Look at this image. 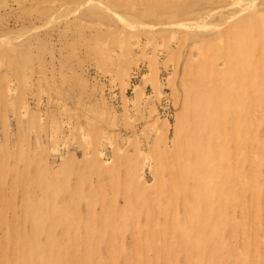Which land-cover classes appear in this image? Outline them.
Returning <instances> with one entry per match:
<instances>
[{"label":"rangeland","instance_id":"obj_1","mask_svg":"<svg viewBox=\"0 0 264 264\" xmlns=\"http://www.w3.org/2000/svg\"><path fill=\"white\" fill-rule=\"evenodd\" d=\"M263 30L264 0H0V264H189L196 250L169 235L193 226L195 206L210 219L196 159L210 139L213 166L237 170L222 183L234 195L212 207L228 264H264V78L248 82L264 77ZM228 74L238 117L233 97L225 117L195 123L192 108L207 111L196 79ZM210 229L190 231L217 241Z\"/></svg>","mask_w":264,"mask_h":264},{"label":"bare ground","instance_id":"obj_2","mask_svg":"<svg viewBox=\"0 0 264 264\" xmlns=\"http://www.w3.org/2000/svg\"><path fill=\"white\" fill-rule=\"evenodd\" d=\"M251 14V13H250ZM259 14V13H258ZM256 15V14H255ZM261 18H262V16H261ZM262 21H263V19H261ZM244 26L245 25H242L241 26V24L240 25H238V28H241V30L242 29H244ZM232 27V26H231ZM237 28V27H236ZM235 28V29H236ZM237 28V29H238ZM236 29V30H237ZM263 29V28H262ZM230 30V29H229ZM236 30H234L233 29V31H236ZM239 31V29L237 30V31H239L240 33L242 32V31ZM245 30V29H244ZM247 30H245V32H246ZM264 31V30H263ZM238 32V33H239ZM232 33V32H231ZM229 34V36L230 35H233V34ZM236 33V32H235ZM239 33V34H240ZM243 33V32H242ZM244 35V34H243ZM246 35H247V33H246ZM225 36V35H224ZM227 37V36H226ZM247 37V36H246ZM240 38H241V35H233V36H230V37H228V39H226L225 40V42H224V44L227 42L228 43V45H229V43H231V45H230V51H236L237 49H236V44H238V40H240ZM224 39V38H223ZM216 42V41H215ZM12 43V42H11ZM223 44V43H222ZM224 44H223V46H224ZM6 48V47H5ZM216 51H217V49H216ZM228 51V49L225 51V52H227ZM218 52V51H217ZM215 53V52H214ZM219 53V52H218ZM206 54V53H205ZM204 54V55H205ZM224 55H225V53H224ZM246 52H244V54H242V55H239V58H240V60H242V58H245L246 57ZM212 56V55H211ZM210 56V57H211ZM227 54H226V59H225V63H226V65H228L229 63L228 62H231L232 60H236L238 57H234V58H227ZM223 57V56H222ZM205 58H206V56H205ZM217 58V57H216ZM201 59V58H200ZM202 59H204V58H202ZM191 60V59H190ZM207 60V59H206ZM209 60V59H208ZM208 60H207V63H208ZM214 60H216L217 61V59H214ZM198 61V60H197ZM201 61V60H200ZM224 61V60H223ZM194 62V61H193ZM212 62H214V61H211V64H213ZM210 63V62H209ZM208 63V64H209ZM216 64V63H215ZM239 64H240V62H239ZM242 65H244V66H246L247 67V69H252L253 67H252V65H251V63L250 62H248L247 61V58L246 59H244L243 61H242ZM261 65H263V64H261ZM201 66V65H200ZM209 66V65H208ZM215 66H217V64L215 65ZM223 67H225V65L223 66ZM237 67H239V66H236L235 68H237ZM211 68V67H210ZM216 68V67H215ZM217 68H218V66H217ZM216 68V70L218 71L219 69H217ZM234 68V69H235ZM209 69V68H208ZM222 69V68H221ZM263 70V69H262ZM221 71V70H220ZM207 73H208V71H207ZM216 73H218V72H216ZM246 73V72H245ZM249 73H250V71H249ZM210 74V73H209ZM192 75V74H191ZM209 76V75H208ZM218 76V75H217ZM232 76V74H228V75H223V76H218L217 77V79L215 80V81H211L210 79L211 78H208L207 76H205L204 78H202V79H196V81H198V80H200L199 81V83H198V87L201 89L202 88V90L204 91V95H203V99H204V102H203V105L204 106H206V109H207V111H206V115H200V110L199 111H197L196 110V107H193L192 108V111H194L193 112V118L195 119V123H198L199 122V120L202 118V117H204V116H207V117H209V119L210 120H212L213 118H216V115H220V117H222V116H224L225 117V113L224 112H221V111H226L227 112V108L225 107V104H226V102H228V101H230L231 100V98H233V97H235V100L237 101H235L234 103H233V106L230 108V112L232 113V116L233 117H235V118H237L238 117V115H239V108L241 107V104H242V102H241V100L239 99V97H237L236 96V91H238L239 90V87H240V82L238 83V82H235V83H233V82H231L230 83V85H228L227 84V82L226 83H224L225 82V80L224 79H227L228 77V83L231 81V77ZM249 76H250V79L248 80V82L250 81L251 83H253V84H256V83H258V82H260L261 81V79H263L264 77H261V74L259 75V74H257V72H252L251 73V75L249 74ZM264 76V75H263ZM261 77V78H260ZM191 78H192V76H191ZM190 78V79H191ZM237 78H239V77H237ZM193 79L194 78H192V81H193ZM213 79V78H212ZM233 79V78H232ZM236 79V78H235ZM240 80H241V76H240V78H239ZM195 80V79H194ZM238 80V79H237ZM186 82H188V81H186ZM242 82V81H241ZM244 82H246V80H243V83ZM190 83V82H189ZM192 85H193V83H191ZM223 84H226V88L229 90V93L227 92L225 95H223L222 96V98H218V96H216V92H215V85H217L218 87L219 86H222ZM188 85V84H187ZM184 86H186V85H184ZM238 86V87H237ZM256 87L258 86V85H255ZM188 87V86H187ZM237 87V88H236ZM190 88H191V85H190ZM190 88H189V90H190ZM254 89H257V88H254ZM253 89V90H254ZM187 90V89H186ZM188 90V91H189ZM189 93H190V91H189ZM258 93V92H257ZM255 94H256V91H255ZM191 96V95H190ZM195 97H196V95H195ZM247 98V97H246ZM258 102V101H257ZM257 104V103H256ZM193 105V104H192ZM191 105V106H192ZM262 104L260 103V101H259V104L258 105H256V112H257V114L258 113H261L262 112ZM264 109V108H263ZM190 111H191V108L189 109ZM261 111V112H260ZM188 113H191V112H189L188 111ZM249 116V115H248ZM248 118V117H247ZM224 122V121H223ZM234 122V121H233ZM242 124H243V122L241 121V122H238L235 126H236V128L237 127H239V126H242ZM186 129V128H185ZM179 133V132H178ZM208 133V132H207ZM239 130H238V132H233V134L232 135H234L235 136V139L232 141V143H234V141L235 142H239V140H240V137L238 136L239 134ZM188 134V133H187ZM207 135V134H206ZM214 137L216 136L215 135V133H214V135H213ZM220 136V135H219ZM225 136V135H224ZM207 138H208V136H207ZM234 138V137H233ZM219 141V139H217V141L216 142H218ZM223 141H224V139H223ZM216 142H213L211 139L209 140V143H210V145H209V143L208 144H206V145H208V146H205V147H198V150L196 151V159L199 161V162H201L202 164H204V166H202V171H204V173L203 174H201L200 173V178L205 182L204 183V191H205V193L207 194V196H206V199L207 200H209L208 202H209V206H211V208H210V210L208 209V213H209V217H210V219H208L207 220V224H202L201 223V225L199 224V222L200 221H202V220H200L199 221V215H200V213H201V211L199 210V207H197V206H195V208H194V212H193V217H192V220L190 221V223H188V224H191V225H193V226H191V227H185V225L184 226H180V224L178 225V224H176L177 226H178V229L176 230V232L174 233V236H172V235H169V237H171L170 239H169V241L170 242H174V239H175V237L177 238V239H179V241H180V245H182V248H186V249H188L189 250V248L191 247V249L192 248H194L195 250H196V256L195 257H191L189 260V264H208L209 262H211V263H213V264H222V263H224V264H228L230 261H229V257L231 256V254H229L230 252L232 253V251H230L231 249H229V253H228V250H227V252H226V249H227V247H226V244L225 243H223L222 242V240L224 239L225 240V236H223V235H221V232H222V229H219L218 227H217V225H216V222L218 221H216V222H214L213 223V221H215L216 220V218H220L222 215H215V216H212L213 214H214V212H213V209H212V207H217L216 206V204H218V202L219 201H221L222 199H224V194L226 193V191H228V193L227 194H230L232 191H234V190H232V191H230V190H228V189H225L224 187L225 186H222V183L223 182H225V181H228L229 180V173L233 176V177H235V178H237V174H235L236 173V171L237 170H235L234 171V167H233V171L231 172H229V171H227L226 169H223L224 167H222V166H220L219 164L216 166V168L213 166L214 165V163L213 162H210V159L213 157V154L212 155H210L211 153H214V146H216L217 144H216ZM235 144V143H234ZM239 144V143H238ZM236 145V144H235ZM235 145H233V146H235ZM250 146V145H249ZM186 147V146H185ZM232 147V146H231ZM236 147H239V146H237L236 145ZM203 148H205L206 149V152H204L205 154H203V152H202V150H203ZM249 148V147H248ZM218 149H219V146H218ZM228 149H229V147H228ZM172 150V149H171ZM179 151H180V149H178ZM230 150V149H229ZM238 151L239 150H237L236 152H237V154H238ZM241 152V151H240ZM206 153L207 154H209L210 155V158H206V159H203V157L204 156H206ZM234 153V152H233ZM178 154V153H177ZM180 154V153H179ZM235 154V153H234ZM233 154V155H234ZM237 154H235L234 156H232V160L231 161H233V163H236V161L238 160V158H239V155H237ZM185 156H186V151H185ZM184 156V157H185ZM256 157V156H255ZM218 158H219V156H218ZM240 158H241V155H240ZM251 158H254V157H251ZM181 159V158H180ZM256 159V158H255ZM241 161V160H240ZM219 162V161H218ZM239 162V161H238ZM258 162H259V160H258ZM188 163V162H187ZM187 163H185V164H187ZM227 164V163H226ZM239 164V163H238ZM259 164V163H258ZM256 165V164H255ZM237 166H239V165H237ZM5 167H6V165H5ZM17 166H15V168H16ZM190 167V165L188 166V168ZM214 167V168H213ZM254 168V167H253ZM258 168H259V166H258ZM190 169V168H189ZM236 169H238V168H236ZM254 170V169H253ZM6 171V170H5ZM184 172H185V170H184ZM183 172V174L186 176V174L188 175V174H193L191 171H186V173H184ZM234 172V173H233ZM238 172H240V171H238ZM253 172V171H252ZM257 172V171H256ZM1 173V172H0ZM182 174V175H183ZM260 175H262V173L260 174ZM255 177V175L254 174H252L251 175V177ZM5 177V176H4ZM252 177V178H253ZM261 178H262V176H261ZM261 178H259V179H261ZM239 179V178H238ZM243 180H244V178H242ZM256 179V178H255ZM174 180V179H173ZM5 181V180H4ZM175 181V180H174ZM138 182H139V179H138ZM229 182V181H228ZM213 183H215L214 185H213ZM243 183H241V185H242ZM245 184H246V182H245ZM244 184V185H245ZM143 185V184H142ZM247 185V184H246ZM145 186V185H144ZM143 186V187H144ZM172 186H173V182H172ZM174 186H177V185H175V183H174ZM232 186V185H231ZM257 186V185H256ZM146 187V186H145ZM233 187V186H232ZM173 188V187H172ZM181 188V187H180ZM230 188V187H229ZM242 188H243V186H242ZM255 188V187H254ZM182 189V188H181ZM246 189V188H245ZM26 190V189H25ZM176 190H177V192H178V187L176 188ZM188 190V189H187ZM195 190V189H194ZM264 190V189H263ZM193 191V190H192ZM174 192V191H173ZM188 192V191H187ZM191 193H193V192H191ZM234 193H235V191L233 192V195H234ZM259 193V192H258ZM261 193V192H260ZM226 194V195H227ZM245 194V193H244ZM256 194V193H255ZM195 197V199H194V201H196V204H199V201H198V199H199V197L200 196H198L199 194L195 191V193L193 194ZM241 195H243V193L241 194ZM249 196V195H248ZM252 196H253V194H252ZM153 197V196H152ZM231 197H233V196H231ZM257 197V196H256ZM139 198V197H138ZM142 198V197H141ZM245 198V197H244ZM228 199V198H227ZM226 199V200H227ZM233 199V198H232ZM232 199H230V201L231 202H233V200ZM235 199V198H234ZM254 199H256L255 198V196H254ZM254 199H253V201H254ZM223 201H225V199L223 200ZM223 201H221V202H223ZM229 201V204L231 203ZM256 201V200H255ZM254 201V202H255ZM263 201H264V199H263ZM262 201V202H263ZM144 202V201H143ZM155 202V201H154ZM158 202V201H157ZM187 202V201H186ZM227 202V201H226ZM241 202V201H240ZM257 202V201H256ZM139 203H140V201H139ZM152 203V202H151ZM188 203H189V201H188ZM220 203V202H219ZM225 203V202H224ZM236 203V202H235ZM251 203H252V201H251ZM264 203V202H263ZM155 204V203H154ZM153 204V205H154ZM228 203H226V205H227ZM234 204V203H233ZM259 204V203H258ZM156 205H160L161 206V204H156ZM185 205V204H184ZM191 205V204H190ZM195 205V204H194ZM215 205V206H214ZM224 205V204H223ZM238 206H239V203L237 204ZM254 205V207H255V204H253ZM208 206V205H207ZM228 206H230V205H228ZM185 207V206H184ZM193 207V206H192ZM224 207V206H223ZM227 207V206H226ZM231 207V206H230ZM257 207V206H256ZM207 208H209V207H207ZM236 209V208H235ZM186 210V209H185ZM233 210V209H232ZM240 210V209H239ZM256 210V209H255ZM190 211V210H189ZM215 211V210H214ZM226 211V210H225ZM241 211V210H240ZM242 211H243V209H242ZM174 211H172V213H173ZM260 212V211H259ZM149 213H150V211H149ZM203 213V212H202ZM241 213H243V212H241ZM153 214V213H152ZM152 214H150L149 216L150 217H152ZM190 214V213H189ZM234 214H235V212H234ZM256 214H258L257 212H256ZM171 215H173V214H171ZM177 215L178 214H176V217H177ZM187 215V214H186ZM223 215H225V214H223ZM241 215H243V214H241ZM254 215V214H253ZM154 216H156V215H154ZM174 216V215H173ZM256 216V215H255ZM243 217V216H242ZM257 217V216H256ZM255 217V219H257ZM172 218V217H171ZM187 218V217H186ZM224 218H225V221H226V217L224 216ZM231 218V217H230ZM237 218H239V217H237ZM236 218V219H237ZM259 218V217H258ZM179 219V218H178ZM190 219H191V217H190ZM201 219H202V217H201ZM222 219V218H221ZM244 219V218H243ZM172 220H173V218H172ZM213 220V221H212ZM224 220V219H223ZM235 220V219H234ZM234 220H232L233 222H234ZM161 221V220H160ZM177 221V220H176ZM179 221V220H178ZM228 221V220H227ZM166 222V223H165ZM164 223H163V225H167V221H165ZM170 222H171V220H170ZM170 222H168L169 224H170ZM188 222H189V220H188ZM219 222V221H218ZM223 222V221H222ZM221 222V223H222ZM229 222V224H230V221H228ZM232 222V223H233ZM239 222V221H238ZM258 222V221H257ZM256 222V224H258ZM152 223V222H151ZM204 223V222H203ZM162 224V223H161ZM160 224V225H161ZM219 224V223H218ZM256 224H254V226L256 225ZM160 225L159 224H157V221H156V223H155V221H154V223H153V229H155V232L156 231H160V232H162V235H166V232H167V230L165 229V228H167V227H160ZM172 225V224H171ZM174 225V224H173ZM204 225L205 226H209L211 229H210V232L212 231L213 233H215V237L217 236V238H218V240L216 241V240H208L207 241V238H210V237H212V236H210L209 235V237H207V234H205V233H203V231L202 232H191L190 230H191V228H192V230H193V228H197V227H199V228H202V227H204ZM231 225V224H230ZM230 225H226L227 227L228 226H230ZM236 225V224H235ZM243 225V224H242ZM242 225H240L241 227H243ZM259 225V224H258ZM180 226V227H179ZM219 226V225H218ZM221 226H223V224L221 225ZM238 226V225H237ZM240 226H239V228H240ZM253 226V227H254ZM171 227V226H170ZM151 228V227H150ZM221 228V227H220ZM238 228V230H240ZM255 228V230H256V227H254ZM257 228H259V229H261L260 227H257ZM264 228V227H263ZM234 229H236V228H234ZM234 229H232V230H234ZM258 229V230H259ZM152 230V229H151ZM171 231L172 230H174V228L173 229H170ZM219 230H221V232L219 231ZM225 230V229H224ZM254 230V229H253ZM252 230V231H253ZM255 230H254V232H255ZM257 230V231H258ZM166 231V232H165ZM170 231V232H171ZM245 231V230H244ZM256 231V232H257ZM154 232V233H155ZM206 232V231H205ZM238 232V231H237ZM246 232V231H245ZM255 232V233H256ZM164 233V234H163ZM213 233H211V234H213ZM255 233H253L254 234V236H256V237H254L253 235V239L255 240V238H257V234H255ZM210 234V233H209ZM231 234V233H230ZM244 234V233H243ZM153 235V234H152ZM241 235V234H240ZM246 235V234H245ZM232 236V235H231ZM241 236H243V235H241ZM251 237V236H250ZM250 237L248 238V239H250ZM168 238V237H167ZM216 238V239H217ZM163 239H165V238H163ZM261 239H264V238H262L261 237ZM221 240V243H219L218 244V242ZM242 239H240V241H241ZM254 240H253V242H254ZM258 240V239H257ZM255 241L254 243H256V242H258V241ZM232 241V240H231ZM231 241H229V242H231ZM249 241V240H248ZM251 241H252V239H251ZM259 241H260V238H259ZM177 242V241H176ZM176 242H174V243H176ZM244 242V241H243ZM261 242H263L264 243V241H261ZM251 243V242H250ZM254 243H252V244H254ZM167 244V243H166ZM210 244V245H212V246H208V245ZM251 244V245H252ZM176 244H174V246H175ZM232 245H234V244H232ZM250 245V246H251ZM236 245H234V249H236V248H238V247H235ZM238 246V245H237ZM242 246V245H241ZM260 246V245H259ZM228 247H229V245H228ZM232 247V246H231ZM245 247V246H244ZM249 247V246H248ZM256 247V246H255ZM167 248V247H166ZM166 248H164V250L166 249ZM178 248H179V246H178ZM226 248V249H225ZM256 248H258V245H257V247ZM252 249V248H251ZM172 250V249H171ZM187 250V251H188ZM178 251H179V249H178ZM239 251H241V250H238V252ZM249 251V250H248ZM252 251V250H251ZM254 251H255V248H254ZM235 252V251H234ZM257 252H258V254H260L259 253V251L257 250ZM122 253V252H121ZM199 253V254H198ZM241 253V252H240ZM252 253V252H251ZM184 254H185V252H184ZM198 254V255H197ZM249 254V253H248ZM253 255H255L254 253H253ZM232 257H234L233 256V254H232ZM247 257H248V255H247ZM250 257V256H249ZM258 257V256H257ZM256 257V259H258ZM236 258V257H235ZM261 258H263V257H261ZM175 259V258H174ZM233 259V258H232ZM247 259V258H246ZM249 259V258H248ZM3 260V259H2ZM180 260V259H179ZM250 260V259H249ZM263 260V259H262ZM184 261H185V259H184ZM187 261V260H186ZM235 261V260H234ZM239 261V260H238ZM264 261V260H263ZM233 262V261H232ZM247 262H249V261H247ZM254 262V261H253ZM210 263V264H211ZM260 263V262H259ZM258 263V264H259ZM3 264V263H2ZM101 264V263H100ZM174 264H175V262H174ZM241 264V263H240ZM249 264V263H248ZM251 264V263H250ZM257 264V263H256Z\"/></svg>","mask_w":264,"mask_h":264}]
</instances>
